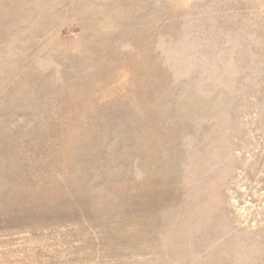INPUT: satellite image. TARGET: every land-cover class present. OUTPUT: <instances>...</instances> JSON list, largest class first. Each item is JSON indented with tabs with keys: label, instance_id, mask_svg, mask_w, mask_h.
<instances>
[{
	"label": "rangeland",
	"instance_id": "374dc122",
	"mask_svg": "<svg viewBox=\"0 0 264 264\" xmlns=\"http://www.w3.org/2000/svg\"><path fill=\"white\" fill-rule=\"evenodd\" d=\"M0 264H264V0H0Z\"/></svg>",
	"mask_w": 264,
	"mask_h": 264
}]
</instances>
